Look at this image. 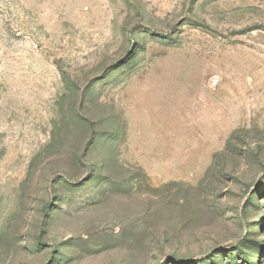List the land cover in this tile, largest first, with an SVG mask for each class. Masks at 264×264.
<instances>
[{"label": "rangeland", "instance_id": "1", "mask_svg": "<svg viewBox=\"0 0 264 264\" xmlns=\"http://www.w3.org/2000/svg\"><path fill=\"white\" fill-rule=\"evenodd\" d=\"M0 264H264V0H0Z\"/></svg>", "mask_w": 264, "mask_h": 264}]
</instances>
